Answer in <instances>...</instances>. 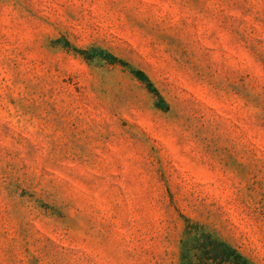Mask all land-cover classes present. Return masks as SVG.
<instances>
[{
  "label": "rangeland",
  "instance_id": "obj_1",
  "mask_svg": "<svg viewBox=\"0 0 264 264\" xmlns=\"http://www.w3.org/2000/svg\"><path fill=\"white\" fill-rule=\"evenodd\" d=\"M0 264H264V0H0Z\"/></svg>",
  "mask_w": 264,
  "mask_h": 264
},
{
  "label": "trees",
  "instance_id": "obj_2",
  "mask_svg": "<svg viewBox=\"0 0 264 264\" xmlns=\"http://www.w3.org/2000/svg\"><path fill=\"white\" fill-rule=\"evenodd\" d=\"M99 51H100V52H99V53H100L99 55H102V57H103L104 59H106V60H108V61H110V62H111V61H114V60L116 59L114 56H112V55L109 54V53L104 54V52H103L102 50H99ZM134 73H135V75L138 77L139 80L144 81V82L146 83V86H147L151 91H153L155 94H157L155 88H153V86H152V83L150 82V80L145 76V74H144L142 71L137 70V71H135Z\"/></svg>",
  "mask_w": 264,
  "mask_h": 264
}]
</instances>
